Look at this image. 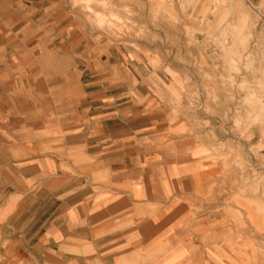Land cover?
I'll list each match as a JSON object with an SVG mask.
<instances>
[{
    "label": "crops",
    "instance_id": "0c3cea01",
    "mask_svg": "<svg viewBox=\"0 0 264 264\" xmlns=\"http://www.w3.org/2000/svg\"><path fill=\"white\" fill-rule=\"evenodd\" d=\"M96 39L70 0H0V264H264V170L210 159L172 80Z\"/></svg>",
    "mask_w": 264,
    "mask_h": 264
},
{
    "label": "rangeland",
    "instance_id": "374dc122",
    "mask_svg": "<svg viewBox=\"0 0 264 264\" xmlns=\"http://www.w3.org/2000/svg\"><path fill=\"white\" fill-rule=\"evenodd\" d=\"M70 4L72 19L84 23L89 36L142 55L154 78L172 80L174 100L185 101L173 104L172 126L184 115L180 131L195 130L202 141L211 143L203 148L210 159L229 161L242 170H264V120L256 118L255 100L262 98L264 105V0L259 5L247 0ZM253 157L256 163L251 164Z\"/></svg>",
    "mask_w": 264,
    "mask_h": 264
},
{
    "label": "bare ground",
    "instance_id": "6f19581e",
    "mask_svg": "<svg viewBox=\"0 0 264 264\" xmlns=\"http://www.w3.org/2000/svg\"><path fill=\"white\" fill-rule=\"evenodd\" d=\"M254 56V55H253ZM235 58L231 61L233 64L235 63ZM233 64H232V66H233ZM234 67V66H233ZM243 83V82H242ZM258 83V82H257ZM244 84V83H243ZM259 85H260V83H259ZM250 88V87H249ZM259 88V87H258ZM260 88H261V86H260ZM261 89H263V87L261 88ZM257 92H258V90H257ZM262 93V92H261ZM252 94V93H251ZM256 94V93H255ZM250 95V94H249ZM248 95V96H249ZM252 97H253V94H252V96L251 97H248L247 99H246V101H249V100H251L252 99ZM263 97V96H262ZM264 98V97H263ZM257 102H256V105H257V108L259 109V113L257 114V117L256 118H261V119H263L264 120V105H263V99L261 98H256L255 99ZM255 113V112H254ZM237 117H239L238 115H237ZM211 153V152H210ZM227 155V154H226ZM226 157V156H225ZM214 158H215V156H214ZM220 158V157H219ZM226 158H229V157H226ZM225 158V159H226ZM218 159V158H217ZM232 159V158H231ZM230 160V159H229ZM234 160V159H233ZM228 161V160H227ZM231 161V160H230ZM236 161L237 160H235L233 163H236ZM203 162V161H202ZM221 162V161H220ZM223 162V161H222ZM229 162V161H228ZM230 163V162H229ZM238 163V162H237ZM232 163H230V165H231ZM204 165V164H203ZM230 169V168H229ZM208 170V169H207ZM227 171H229V170H227ZM226 172V171H225ZM231 172V171H230ZM221 175V174H220ZM203 177V176H202ZM208 177V176H207ZM209 178V177H208ZM207 178V179H208ZM211 178V177H210ZM221 178V177H220ZM206 179V178H205ZM206 179V180H207ZM213 179V178H212ZM215 180V179H214ZM202 181V180H201ZM204 181V180H203ZM199 182V181H198ZM216 183V182H215ZM217 185V184H216ZM197 187H200V186H197ZM238 193V192H237ZM243 193V192H242ZM219 194H221V192L219 193ZM244 194V193H243ZM237 195V194H236ZM239 195V194H238ZM235 196V195H234ZM245 197V196H244ZM255 197V196H254ZM231 198V197H230ZM233 198V197H232ZM247 198V197H246ZM249 198V197H248ZM227 199V198H226ZM248 200H250V199H248ZM251 200H253V199H251ZM258 201V200H257ZM237 202V201H236ZM258 207V206H257ZM262 211H263V209H261ZM264 212V211H263ZM251 217V216H250ZM229 221V220H228ZM230 232V231H229ZM203 243V242H202ZM200 249V248H199ZM258 256V255H257Z\"/></svg>",
    "mask_w": 264,
    "mask_h": 264
}]
</instances>
